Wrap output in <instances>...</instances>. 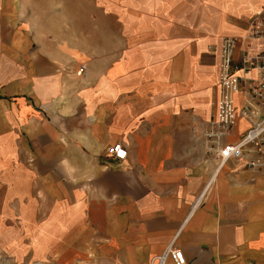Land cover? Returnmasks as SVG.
<instances>
[{"label":"crops","instance_id":"1","mask_svg":"<svg viewBox=\"0 0 264 264\" xmlns=\"http://www.w3.org/2000/svg\"><path fill=\"white\" fill-rule=\"evenodd\" d=\"M263 7L0 0V264H154L169 245L184 264H264V171L252 147L217 164L202 137L224 37L242 79L222 141L264 114L238 68L264 50L248 35Z\"/></svg>","mask_w":264,"mask_h":264},{"label":"built area","instance_id":"2","mask_svg":"<svg viewBox=\"0 0 264 264\" xmlns=\"http://www.w3.org/2000/svg\"><path fill=\"white\" fill-rule=\"evenodd\" d=\"M248 35L252 39L264 38V7L253 17L249 23ZM234 37H224L220 44V61L218 73V98L215 103V112L208 121L206 129L202 133L205 141L206 151L214 156L217 164L228 159H238L247 153L252 147L254 155L246 159L245 165L250 169H261L264 171V114L253 122L252 125L242 133L235 142H223L222 138L230 132L236 112L232 103V95L239 89L242 79L233 72L231 62V51L235 44ZM245 72L253 69L254 76L245 77L244 92L250 102L258 107L264 106V50L254 53L243 59L238 67ZM84 65H80L75 71L80 75ZM241 117H248V107H242L238 111ZM109 155L115 159L125 158V150L118 142L108 147ZM170 259L173 264H184V257L180 249L172 246L165 247L161 253L151 258V263L164 264Z\"/></svg>","mask_w":264,"mask_h":264}]
</instances>
